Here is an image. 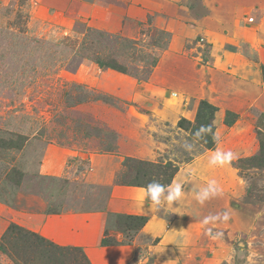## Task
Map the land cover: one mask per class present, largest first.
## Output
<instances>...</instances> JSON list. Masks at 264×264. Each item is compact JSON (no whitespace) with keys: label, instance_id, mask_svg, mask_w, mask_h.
<instances>
[{"label":"rangeland","instance_id":"374dc122","mask_svg":"<svg viewBox=\"0 0 264 264\" xmlns=\"http://www.w3.org/2000/svg\"><path fill=\"white\" fill-rule=\"evenodd\" d=\"M263 68L264 0H0V264H264ZM202 101L211 148L178 126ZM134 159L180 201L150 211Z\"/></svg>","mask_w":264,"mask_h":264},{"label":"trees","instance_id":"16d2710c","mask_svg":"<svg viewBox=\"0 0 264 264\" xmlns=\"http://www.w3.org/2000/svg\"><path fill=\"white\" fill-rule=\"evenodd\" d=\"M264 72V71H263ZM217 109L207 101H202L198 108V113L196 117L195 124L188 122L186 119H181L178 122L179 128L185 129L192 133L195 137V133L200 127L211 126L210 119L213 118V115ZM211 133H207L197 141L201 142L204 146L211 148L213 146V127ZM127 169L131 170L134 175L130 181L127 182L128 185L145 187L153 179L158 180L162 184H171L172 179L174 178L177 167L174 166L171 162L166 164L153 165L145 163L141 160H128L123 163ZM117 224L122 232L137 230L143 227L147 223V219L143 216H129V215H119L117 216ZM42 242L43 239L41 240ZM105 244V241H103ZM51 248L55 246L51 243H48Z\"/></svg>","mask_w":264,"mask_h":264},{"label":"clouds","instance_id":"9594fccd","mask_svg":"<svg viewBox=\"0 0 264 264\" xmlns=\"http://www.w3.org/2000/svg\"><path fill=\"white\" fill-rule=\"evenodd\" d=\"M211 126H201L200 129L196 131L195 138L199 139L207 133H211ZM213 139L215 142L219 143V136L213 133ZM184 147L191 150L193 144L186 142ZM237 159V156L232 151H220L216 150L210 157L208 163L212 166H224L230 165L233 160ZM219 188L216 181H211L209 184L196 191L195 198L198 203L203 204L207 199L219 194ZM145 199L148 203V209L151 211L154 209L156 211L162 208L171 207L173 204L178 203L183 195V186L179 183L162 184L158 180L153 179L145 186ZM227 214H225V219Z\"/></svg>","mask_w":264,"mask_h":264},{"label":"crops","instance_id":"0c3cea01","mask_svg":"<svg viewBox=\"0 0 264 264\" xmlns=\"http://www.w3.org/2000/svg\"><path fill=\"white\" fill-rule=\"evenodd\" d=\"M245 62H246V61H245ZM243 65H244V64H243ZM237 66H238V65H237ZM238 67H239V66H238ZM244 67H245V65H244ZM244 67H243V68H244ZM239 68H240V67H239ZM263 71H264V68L262 69V74H264ZM211 105H212V104H211ZM214 107H215V106H214ZM215 108H216V107H215ZM216 109H217V108H216Z\"/></svg>","mask_w":264,"mask_h":264}]
</instances>
